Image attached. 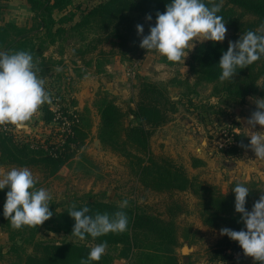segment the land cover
<instances>
[{
	"label": "rangeland",
	"instance_id": "rangeland-1",
	"mask_svg": "<svg viewBox=\"0 0 264 264\" xmlns=\"http://www.w3.org/2000/svg\"><path fill=\"white\" fill-rule=\"evenodd\" d=\"M103 1L106 0H73L64 11L54 12V17L59 23L55 29L61 28L64 31L56 36L55 44H51L49 39L45 40V46H48L44 52L46 63L52 65V68L45 75L39 74L46 80L52 103L42 106L27 130H17L10 125L6 126L7 128L0 127V130L15 134L20 142L33 139L42 143L50 137L57 142L61 133H56L62 132V128L59 122L45 124V109L56 110L61 114L63 111L71 114L76 109L80 116V130L87 134L80 152L57 176L46 178L39 169L27 167L37 180L36 188L42 187L52 194L49 208L54 215L41 226H24L19 230L9 226L10 221L2 215L0 264H18L21 259L35 254L34 244H23L24 238H30L33 232H37L35 242L43 244L73 243L92 248L104 243L102 239L97 242V239L89 237L81 241L60 230L59 226L64 224V220L58 216L70 210L73 204L79 208L88 204L107 203L121 209L120 204L124 200L128 201V206L122 210L146 216L142 223L153 221L147 219L148 217L164 221L173 220L177 224L180 245L172 251L166 249L162 252L167 259H176L177 264H254L251 257L244 256L239 245L235 251H229L228 254L232 257L221 259L218 256L217 246L224 236L220 235V229L203 224L198 205L200 200L195 194L197 191L170 193L146 188L128 166L129 161L126 158L102 145L99 139L101 118L98 106L101 100L107 97L128 111L135 108L139 87L143 81L164 86L171 98L178 97L176 101L180 102L179 111L173 115L172 121L153 131L151 156L156 159L170 158L185 167L190 177L198 179V182L207 188L227 193L235 181L264 183V161L256 160L251 149L243 148L241 152L232 155L223 151L231 140L229 131L238 124L246 134L245 145L250 143L246 120L256 110L254 101L264 97L252 96L241 104L216 94L215 83L205 82L195 86L197 77L190 71L189 61L200 43L189 53L185 65L175 62L168 64L166 57L159 53L145 51L130 55L129 58H110L108 64L107 58H104V66L98 72L96 63L91 60L99 51L108 52L112 49L109 41L92 42L99 38L100 34H82L74 30L73 26L85 12ZM34 17L35 13L28 0H0V26L15 24L29 29L34 26ZM84 38L92 42L91 47L97 46L98 51L82 55ZM237 40L238 37L229 30L223 43L229 44V41ZM77 61L81 63L78 64ZM86 75H92L90 77L96 83L95 87H92V96L86 97V93H83L85 99L81 101L72 97V94L79 88L78 78ZM55 98L59 99V102L55 101ZM130 124L137 125L132 116L126 120V125ZM252 131H264V127L257 125ZM82 154H85L86 159L82 158ZM193 157L203 159L206 165L193 168ZM189 164L191 167L187 168L186 165ZM13 167L15 166L0 162V170L8 171ZM198 187L196 190L204 193ZM5 201L0 200V208L4 206ZM104 256L109 259V264L134 263L131 260L132 255L127 254L122 244L107 243ZM140 261L138 264H144ZM166 263L168 260L164 258H155L148 264Z\"/></svg>",
	"mask_w": 264,
	"mask_h": 264
},
{
	"label": "trees",
	"instance_id": "trees-1",
	"mask_svg": "<svg viewBox=\"0 0 264 264\" xmlns=\"http://www.w3.org/2000/svg\"><path fill=\"white\" fill-rule=\"evenodd\" d=\"M28 2L35 13L34 26L29 29L18 27L15 24L0 26V49L7 52L21 50L30 52L34 61L42 69L39 74L45 75L52 68V65L46 63L44 52L48 46H45V40L49 39L51 44H55L56 36L64 31L61 28L55 29L59 23L54 17V12L64 11L73 0H28ZM170 2L171 0H106L85 12L73 29L82 34L85 32L100 34L99 38L92 42L109 41L112 49L108 52L99 51L91 60L96 63L95 66L99 72L104 66V58H107L108 64L110 58H129L135 53L147 51L139 46L142 37L137 34L136 25H143L144 35L150 34V26H155L156 13H163L166 10V4ZM207 2L208 0H205V3ZM215 2L219 3V0ZM130 14L138 16L131 17ZM148 14L152 16L151 21L146 20ZM218 15L224 17L228 31H233L239 39L249 30L259 31L260 26L264 24V0H223V7ZM83 40L82 55L98 51L97 46L91 47L92 42H88L86 38ZM38 42L40 44H37ZM227 49L228 44L223 42L208 41L198 44L189 61L190 71L197 77L195 86L205 82L215 83L214 92L216 94L226 96L233 102L241 104L252 96L264 97V57L248 68L238 69V74L232 81L222 82L219 79L222 70L218 64L223 52ZM168 64L172 62L168 61ZM54 100L59 102L57 98ZM179 104L180 102L171 98L164 86L149 81H143L140 84L136 106L128 111L117 105L115 101L104 97L98 106L101 118L99 139L105 148L129 161L128 166L132 168L146 188L170 193L197 191L194 193L200 200L199 213L204 225L214 229L226 227L235 231L246 230L240 221V214L235 211V193L232 189L238 183L250 189V194L246 198V209L251 211L261 192H264V183L235 181L230 192H216L213 188H207L199 183L198 179L190 177L187 169L176 164L172 159L165 157L156 159L151 156L153 131L172 121L173 115L179 111ZM45 110V124L60 122L59 125L62 127L63 120H56L57 113L52 109ZM76 111L74 109L71 114L67 111H63L64 114L59 112L62 118H67L72 122L70 135L61 131L56 133L59 135L61 133L60 136L65 139L64 144L50 137L44 142L48 146L45 148L36 140L20 142L15 134L0 130V162L19 168H37L44 173L46 178L57 176L75 159L87 138V134L80 130V116ZM131 116L137 121V125H126V120ZM228 136L231 140L223 151L230 155L241 152L243 148L240 144L247 142L241 125L238 124L236 128L231 129ZM82 158L86 159L85 154H82ZM205 165L206 162L203 159L192 158L193 168ZM197 186L204 193L198 192ZM7 191V188L0 190V200H6ZM85 206L90 208L89 214L93 216L98 212L101 214L107 212L111 215L122 210L107 203ZM82 207L84 206L76 210ZM3 210L4 206L0 208V217L3 215ZM122 211L128 217L126 232L109 233L101 236L102 238L86 237L97 239V242L102 239L101 241L106 243L124 245L127 254L132 255L133 264H138L140 260L148 264L155 258L168 260L166 264L170 262L177 264L176 259H167L162 254L164 250L171 249L172 251L180 245L178 226L173 220L164 221L147 217L153 221L142 223L146 216H139L132 211ZM68 212L69 210L59 214L58 217L64 220V224H61L59 229L71 234L75 221ZM36 233L33 232L30 238L23 240V244H34L35 254L21 259L18 264H80L81 259H87L91 250L89 246L81 244L57 245L35 242ZM237 245H239L237 241L224 236L216 252L221 259H227L232 257L228 254L229 251H235ZM89 264H109V259L103 255L100 261H91Z\"/></svg>",
	"mask_w": 264,
	"mask_h": 264
},
{
	"label": "clouds",
	"instance_id": "clouds-1",
	"mask_svg": "<svg viewBox=\"0 0 264 264\" xmlns=\"http://www.w3.org/2000/svg\"><path fill=\"white\" fill-rule=\"evenodd\" d=\"M223 0H171L163 13H156L155 26H150V34L144 35V27L136 25L137 34L142 37L140 47L147 52L155 51L170 62L183 63L197 43L212 41L222 43L228 31L224 17L218 15ZM151 21V14L146 15ZM195 42V43H194ZM264 57V24L259 31H247L239 40L229 41L228 49L219 61L222 73L219 79L232 81L238 69H245ZM59 71V69H57ZM42 69L28 51H0V127L12 126L17 130H27L37 112L46 103L51 104L46 80L39 73ZM173 100L178 97L173 96ZM256 110L246 120L250 143L240 144L251 149L258 161H264V131H252L257 125L264 127V98L256 99ZM239 119V118H238ZM37 180L27 167H13L0 170V190L8 189L3 215L10 221L13 229L24 226L37 227L49 220L54 213L50 211L52 194L44 188H36ZM235 211L245 229L235 231L221 228L220 235L237 241L245 257H251L254 264H264V192L254 203L251 211L246 209V198L250 189L236 184ZM111 195V193H109ZM124 200L120 208H126ZM88 206L76 210L73 204L68 212L74 219L72 235L83 241L86 236L101 237L109 233H123L128 230V217L122 210L109 215L107 212L90 215ZM107 243L91 248L87 259L80 264L100 261L106 253Z\"/></svg>",
	"mask_w": 264,
	"mask_h": 264
},
{
	"label": "crops",
	"instance_id": "crops-1",
	"mask_svg": "<svg viewBox=\"0 0 264 264\" xmlns=\"http://www.w3.org/2000/svg\"><path fill=\"white\" fill-rule=\"evenodd\" d=\"M78 64H80L81 62L77 61ZM91 72V71H90ZM92 74V73H90ZM92 75H86V77H80L78 78L80 81V85L78 90H75L72 94V97H75L77 99H80L81 101H83L85 99L83 93H86V97L87 96H92L93 94V90L92 87H95V81H93V79L91 78ZM187 168L191 167L190 164L186 165Z\"/></svg>",
	"mask_w": 264,
	"mask_h": 264
},
{
	"label": "built area",
	"instance_id": "built-area-1",
	"mask_svg": "<svg viewBox=\"0 0 264 264\" xmlns=\"http://www.w3.org/2000/svg\"><path fill=\"white\" fill-rule=\"evenodd\" d=\"M54 111L57 113L56 120H58V121L63 120L62 127H61L62 132L70 135L72 133V131H71L72 122L70 120H68L67 118H62L61 114H59V112H57L56 110H54ZM59 124H60V122H59ZM5 128H7V127L5 126ZM64 140L65 139L63 138V136H60V139H59L60 144H64V142H65ZM42 144L45 148L48 147L44 142H42ZM33 145H35V144L33 143Z\"/></svg>",
	"mask_w": 264,
	"mask_h": 264
}]
</instances>
